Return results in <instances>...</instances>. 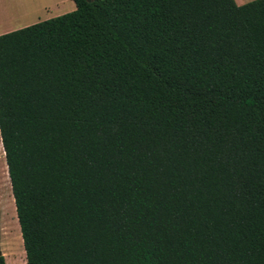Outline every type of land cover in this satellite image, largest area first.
<instances>
[{"label":"trees","instance_id":"1","mask_svg":"<svg viewBox=\"0 0 264 264\" xmlns=\"http://www.w3.org/2000/svg\"><path fill=\"white\" fill-rule=\"evenodd\" d=\"M73 1L0 34L26 263L264 264V0Z\"/></svg>","mask_w":264,"mask_h":264},{"label":"rangeland","instance_id":"2","mask_svg":"<svg viewBox=\"0 0 264 264\" xmlns=\"http://www.w3.org/2000/svg\"><path fill=\"white\" fill-rule=\"evenodd\" d=\"M241 4L250 0H235ZM0 250L6 264H27L0 140Z\"/></svg>","mask_w":264,"mask_h":264},{"label":"crops","instance_id":"3","mask_svg":"<svg viewBox=\"0 0 264 264\" xmlns=\"http://www.w3.org/2000/svg\"><path fill=\"white\" fill-rule=\"evenodd\" d=\"M74 9L73 0H0V34Z\"/></svg>","mask_w":264,"mask_h":264},{"label":"water","instance_id":"4","mask_svg":"<svg viewBox=\"0 0 264 264\" xmlns=\"http://www.w3.org/2000/svg\"><path fill=\"white\" fill-rule=\"evenodd\" d=\"M0 255H2L1 250H0Z\"/></svg>","mask_w":264,"mask_h":264}]
</instances>
